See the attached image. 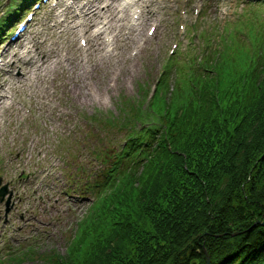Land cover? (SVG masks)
<instances>
[{
  "label": "trees",
  "instance_id": "trees-1",
  "mask_svg": "<svg viewBox=\"0 0 264 264\" xmlns=\"http://www.w3.org/2000/svg\"><path fill=\"white\" fill-rule=\"evenodd\" d=\"M36 1L12 5L0 34ZM230 46L201 54V70L168 59L147 108L130 107L141 124L86 182L99 189L75 264H264V34Z\"/></svg>",
  "mask_w": 264,
  "mask_h": 264
},
{
  "label": "rangeland",
  "instance_id": "rangeland-1",
  "mask_svg": "<svg viewBox=\"0 0 264 264\" xmlns=\"http://www.w3.org/2000/svg\"><path fill=\"white\" fill-rule=\"evenodd\" d=\"M56 1L44 0L37 8L31 10L27 6L18 12L1 31L0 52L7 42L26 37L32 47L58 45L59 50L76 58L87 48L91 59L93 40L87 33L67 32L58 25L57 14L64 3L56 5ZM161 1L156 2L164 6L157 28L150 25L151 21L140 22L138 26L144 36L143 49L137 55L136 70L130 78H119L110 82L113 84L109 87L110 70L93 71L98 76L92 80L93 87L100 91L101 101L97 98L87 103L73 101L61 84L60 71L48 81L52 84L50 93L55 94L50 113L42 111L39 102L30 101L26 94L18 92L19 100L25 99L22 110L25 115L20 117L12 111L4 136L0 134V186L6 184V193L0 201V264H53L59 258L63 263L75 264L81 247L71 249L75 242L71 238L90 219L89 207L99 189L95 182H86L99 180L98 174L107 169L106 159L118 151L132 125L141 124L139 120L128 123L130 107L147 108L167 60L189 66L192 56L201 70L198 64L201 54L215 48L220 51L223 44H231L222 52L230 56L239 44L249 47L255 34H264V0ZM17 2L0 0V21H4L8 9ZM20 19L25 24L22 35L14 31ZM151 28L155 29L152 34ZM125 44L121 55L122 62L127 63L129 55L138 50L126 41ZM15 48L14 44L12 50ZM17 71L19 67L13 72ZM181 73L174 67L167 77L169 89L160 88L158 95L171 97L174 82L180 80ZM9 78L10 74L2 70L0 80ZM14 132L17 135L13 138ZM101 234L110 233L104 230Z\"/></svg>",
  "mask_w": 264,
  "mask_h": 264
},
{
  "label": "bare ground",
  "instance_id": "bare-ground-1",
  "mask_svg": "<svg viewBox=\"0 0 264 264\" xmlns=\"http://www.w3.org/2000/svg\"><path fill=\"white\" fill-rule=\"evenodd\" d=\"M56 2V5L64 3L57 14L60 17L56 20L58 25L67 32L87 33L93 40L90 45L91 59L87 48H83L76 58L67 51L59 50L58 45L46 48L38 44L32 47L26 37L7 42L0 52V73L4 70L6 75L11 76L8 81L0 80V134L3 136L6 132L5 124L12 111L20 117L25 115L22 114L25 99L20 101L18 92L20 95L26 94L30 101L34 99L39 102L42 111L51 112L55 94L50 93L52 84L48 81H52L58 71L63 74L61 84L77 103H87L91 98L101 101L100 91L97 86L94 89L95 82L92 81L98 78L93 72L97 68L103 70L102 72L110 70L107 82L109 87L119 78L128 80L136 70V58L143 49L141 39L144 36L138 26L140 22L151 21V25L156 29L160 12L164 8L158 5L162 3L161 0ZM125 41L138 50L134 55H129L127 63L122 62L121 55V50L126 46ZM14 44L16 48L12 50ZM15 67H19V72H13ZM110 82L113 83L110 85ZM16 135L14 132L13 138Z\"/></svg>",
  "mask_w": 264,
  "mask_h": 264
},
{
  "label": "water",
  "instance_id": "water-1",
  "mask_svg": "<svg viewBox=\"0 0 264 264\" xmlns=\"http://www.w3.org/2000/svg\"><path fill=\"white\" fill-rule=\"evenodd\" d=\"M0 182H1V178H0ZM6 193V184H2L0 186V201L3 199L4 195ZM5 204L8 205V198L5 201ZM8 209L6 208V211ZM262 224H264V221L261 222ZM206 264H208V256L206 255Z\"/></svg>",
  "mask_w": 264,
  "mask_h": 264
}]
</instances>
